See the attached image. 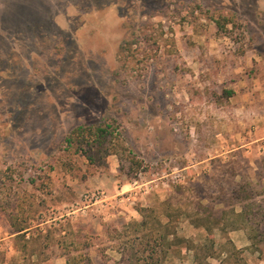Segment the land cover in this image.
I'll list each match as a JSON object with an SVG mask.
<instances>
[{
  "label": "rangeland",
  "instance_id": "1",
  "mask_svg": "<svg viewBox=\"0 0 264 264\" xmlns=\"http://www.w3.org/2000/svg\"><path fill=\"white\" fill-rule=\"evenodd\" d=\"M210 15L231 18V36ZM260 78L264 0H0V264H135L152 246L160 264H264L260 222L215 202L218 159L237 180L264 175L234 149L239 100L223 93ZM106 120L143 161L129 175L114 154L64 149L72 128ZM98 189L116 210L83 203ZM140 206L147 224H127Z\"/></svg>",
  "mask_w": 264,
  "mask_h": 264
},
{
  "label": "trees",
  "instance_id": "2",
  "mask_svg": "<svg viewBox=\"0 0 264 264\" xmlns=\"http://www.w3.org/2000/svg\"><path fill=\"white\" fill-rule=\"evenodd\" d=\"M209 19L214 23L217 30L224 36H231V31L227 28L228 24L234 25V21L231 18H226L221 16L215 17L210 15ZM132 41L131 40H123L119 46V53L129 49V45ZM225 96H230L233 94V91L230 89H224L223 91ZM122 137L120 132L118 131L117 125L114 124V121H103L98 122L95 124H80L72 128L64 137V149L72 148L74 152L79 153L80 155L84 156L89 163L96 162L98 158H101V155L107 154H114L119 158V162L121 164V169H126L122 167V165L128 163L126 173L129 175L134 171V168L142 166L143 161L136 158L135 154L130 148L125 147V145L121 142ZM219 163L217 165H221L225 167L224 172L220 173L219 176V195L215 197V202L223 204L224 206H231L232 212L238 214L241 217V220L244 225L249 228L256 227V225L260 222L262 230L260 233L264 232V211H252L248 209L252 205H256L259 207L264 204V181H262V174L260 176L257 172L256 180L253 179H235L238 173L230 172L228 168V163L226 161H221L218 159ZM227 166V167H226ZM216 171L211 173L208 177H206V181L215 177L214 174ZM228 173V176L226 177ZM225 178H228L225 183ZM33 182V179L30 180ZM176 189L173 190V193L169 195V197L164 201V204L171 203V198L175 194L183 193L187 190L188 187L186 186H179L175 187ZM200 195V194H199ZM262 198V199H261ZM199 199H205V197L200 196ZM207 199V198H206ZM237 207V209H236ZM153 210V209H152ZM137 211L141 215L140 221H133V223L127 224H136V226L146 225L147 224V217L152 216V213H149V209L147 207H137ZM256 212V213H255ZM166 217H170L169 212H163ZM260 214V219L258 221H254L252 219L253 215ZM159 222V219H158ZM193 225L199 226L203 225V223H197V221L192 222ZM161 224V223H160ZM169 228L166 233L160 235L161 239L166 238V235L171 234L174 235V230L171 229L169 224V219L165 223ZM207 231L211 229L210 226H205ZM26 229L25 226H19L15 229V233L20 234L19 232H23ZM253 236V237H252ZM249 238H254L255 234H253ZM124 250V247L120 248ZM155 248L152 246L150 250H148L146 259L137 258L135 264H147V260L150 259L152 261V253H154ZM122 256V251H120ZM140 260L143 263H140ZM149 264H160L158 261H152Z\"/></svg>",
  "mask_w": 264,
  "mask_h": 264
},
{
  "label": "crops",
  "instance_id": "3",
  "mask_svg": "<svg viewBox=\"0 0 264 264\" xmlns=\"http://www.w3.org/2000/svg\"><path fill=\"white\" fill-rule=\"evenodd\" d=\"M236 84L239 90L233 91V94L235 93L239 102L234 108L236 130L233 136L239 143L234 149L244 148V151L254 158L253 169L264 172V80L261 78L250 81L240 79ZM262 181H264V175ZM121 214L122 216H116V218L130 216L124 210Z\"/></svg>",
  "mask_w": 264,
  "mask_h": 264
},
{
  "label": "built area",
  "instance_id": "4",
  "mask_svg": "<svg viewBox=\"0 0 264 264\" xmlns=\"http://www.w3.org/2000/svg\"><path fill=\"white\" fill-rule=\"evenodd\" d=\"M182 178L183 176L181 173H176L172 176L171 181L172 182L181 181ZM166 182H161V184L166 185L167 184ZM144 190L146 191L145 188ZM115 198H116L115 201L122 202L124 200H128V194L126 192H118L115 194ZM82 200H83V203H85V205L87 204L88 206H92V205H95L96 203H100L103 207L112 208L111 210H116L115 204L110 201L108 194L104 190L98 189L95 191L84 193L82 195Z\"/></svg>",
  "mask_w": 264,
  "mask_h": 264
}]
</instances>
